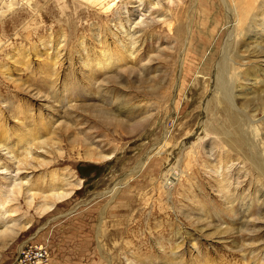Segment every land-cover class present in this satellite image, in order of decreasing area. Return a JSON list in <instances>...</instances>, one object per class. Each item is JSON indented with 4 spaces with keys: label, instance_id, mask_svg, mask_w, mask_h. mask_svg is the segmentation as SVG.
I'll return each instance as SVG.
<instances>
[{
    "label": "rangeland",
    "instance_id": "obj_1",
    "mask_svg": "<svg viewBox=\"0 0 264 264\" xmlns=\"http://www.w3.org/2000/svg\"><path fill=\"white\" fill-rule=\"evenodd\" d=\"M11 1L20 2L0 0V9ZM46 1L28 0L0 22V188L10 197L0 195V264L30 247L45 264H264V56L251 32L264 0H228L244 33L226 82L235 108L213 89L228 37L221 0H207L200 20L192 2L195 39L177 95L171 74L164 78L176 42L147 34L166 19L162 5L178 0ZM44 7L51 16L42 24ZM106 54L111 67L92 73ZM236 116L242 150L198 138L205 125L236 139L228 125ZM167 129L173 145L154 151ZM31 135L44 148L15 176L6 169L27 153L15 145ZM55 175L72 195L44 212L48 193L38 189ZM4 177L22 180L21 193Z\"/></svg>",
    "mask_w": 264,
    "mask_h": 264
},
{
    "label": "bare ground",
    "instance_id": "obj_2",
    "mask_svg": "<svg viewBox=\"0 0 264 264\" xmlns=\"http://www.w3.org/2000/svg\"><path fill=\"white\" fill-rule=\"evenodd\" d=\"M39 1H44L45 4L47 3L46 0H39ZM221 1L226 5V8H228L227 9L228 18L226 19L227 21L224 22V27H223L224 31H227L228 37L225 40L220 60L218 61V64L215 67V72L213 73V76L215 77V80L213 83V89L215 91L221 92V94L224 96V101H226L228 104H230L231 107L235 108V105L233 104L234 94L227 87L226 82H232L233 79H235L234 72L236 71V65H237L236 61H237V59H239V54H238L239 36L243 35L244 33L239 28L238 21H233L235 19V17H232V15L231 16L229 15V13H231V11L229 10L228 0H221ZM31 2L32 3L29 6V9H34V7L32 6L33 3H36L38 5V7H40V3L33 2V1H31ZM192 2L197 3V5H196L197 13H198V7L200 6V8H201V10H200L201 14H200L199 20L202 19V16L206 17V13H208V11H209L207 8V5H208L207 0H193V1L192 0H178V3L174 6L162 5V10H165V13L167 15L166 19L160 24L156 23L155 26L150 30L152 32L147 30L149 32L147 34V36L150 34V37L154 38L155 33H157L158 38L162 41H164V37L162 36V35H164L167 37V39H169V40L174 39L176 42V46L174 48L175 53L173 55H170V56L168 55L169 57L165 60L166 63H164L165 67H166V72H165L164 78H167L168 75L171 74L172 85H173V88H175L176 95L179 93L180 86L182 84L183 77H184L186 61H187V58L189 57V53L192 49L194 39H195L194 38L195 37V33H194L195 32L194 31L195 25H194V23L192 24L190 17L187 15L189 13L190 9H192ZM24 4H28V0H20V2H18V3L11 1L4 8L2 7L0 9V22H2L3 20H5L8 17L16 15L17 12L19 13V11L25 6ZM46 7H44L42 11L41 10L39 11L40 12L39 15L41 14L40 16L42 19V22H41L42 24L46 23V22H44L45 21L44 19L47 16H51L50 13L48 14L47 11L46 12L44 11L46 9ZM89 9L94 10L95 8L90 7ZM43 11H44V13H43ZM46 13H47V15H46ZM36 15L38 16V11L36 12ZM263 16H264V13H263ZM205 23H206L205 20H202L201 25H205ZM15 26H17V25H15ZM16 28L14 30H16ZM251 32L254 35L256 34V36H257V40H254L257 44L256 50L259 51L260 56L263 57L264 56V46H261V43H262V41H264V39H263L264 38V21L263 22L259 21V24L256 26L252 25L251 26ZM249 52H251V50H249ZM215 54H216V52H215ZM114 57H115L114 54H106L103 59H101V60L98 59V61L95 65H94V62H92L91 63V68H92L91 72L94 73V71H97L96 67L97 68L100 67V69H109L112 65V61H113ZM169 59H171V61H169ZM142 60H143V55L138 56V58L135 59V63H140ZM150 69H151V67L147 68L148 71ZM176 95H175V97H176ZM211 102H212V99H211V96H209L207 101H206L205 110H207V108H208V106H210L209 104ZM221 102H220V104H222ZM241 119H240V116H236V117H234V119H231V121L228 123V125H231L233 131L236 133V137H235L236 139H232V138H229L227 136L222 135L219 129L215 128L214 131H212L205 125L201 128L202 133L200 132L198 138L203 137L204 132H205L204 139H207V137L209 135H212L216 143H219V144L221 143L225 146H228L232 150H242L240 137L241 136L243 137L245 135L244 134L245 132L243 130V123H242ZM186 132H187V130H186ZM184 133L185 132H181L178 136L181 137ZM51 134L53 136V135H55V132L53 131V132H51ZM170 136H171V131L168 129L165 130L163 140H161V143L159 145L155 146L153 150L154 151L155 150H164V149L168 150L170 148V146L173 145V142L175 140L174 137L171 139ZM29 137L30 138L21 139L17 143V145H15V147L18 148V150H19V148H23V146L25 147V145H26L27 148L25 149V151L27 153L25 152L26 155L22 159H17L18 156L15 155V153L12 151L11 148H9L10 149L9 153L14 154V159H15V161L17 159V161L15 164H10V166H8V169H6V170L11 171L13 173L15 172V176H20L21 172L27 169L26 166H28L31 163V159L33 160V157L31 155H29L32 153L31 151L33 148L36 149L37 152L39 151L38 149L44 148L43 145L45 142L36 144L33 142L34 140H32L33 136L31 135ZM49 138H50V140H52L51 139L52 137H49ZM66 159L69 162L64 161ZM110 159H111V157L109 156L108 160H110ZM148 159L149 158H145L140 162V164H139L140 168H143L146 165V163H147L146 161H148ZM62 161H64V163H71L70 158H66V157H63ZM62 161L59 160L57 163V166L62 165L63 164ZM251 161H252V163L256 162V156L254 154H252V160ZM49 165H51V163H49L48 166ZM257 169L263 173L264 171H262V169H264V164L262 165V163L261 164L259 163ZM133 173H135V172L132 171V173L131 172L128 173V175L126 176L128 178H124L123 181L129 179L130 178L129 176L133 175ZM3 179H4V181L8 187L12 186L11 184H9L11 177H4ZM20 181L21 182H19L18 184H15L12 186L13 187L12 190L15 192H18V194H20L22 189H23V181L22 180H20ZM121 181L122 180H119V182L116 183L115 186L107 193H110V194L114 193V191H116L121 185H123L124 182L121 183ZM66 185L67 184H65V181L63 179H60L58 177V175H55L50 179L49 184L42 186L40 189H38V191L48 193V195L45 196L46 200L48 201V203H47L48 205H46V207L44 208V212L50 211L51 208L55 205V202H64L65 199L67 200L71 197L72 192L70 190H68V188L64 189L66 187ZM58 187L62 188L63 191L53 193V191L56 190V188H58ZM0 195H1V197L6 198V199L10 198L8 192L3 191L1 188H0ZM0 218H1V216H0Z\"/></svg>",
    "mask_w": 264,
    "mask_h": 264
},
{
    "label": "built area",
    "instance_id": "obj_3",
    "mask_svg": "<svg viewBox=\"0 0 264 264\" xmlns=\"http://www.w3.org/2000/svg\"><path fill=\"white\" fill-rule=\"evenodd\" d=\"M45 259L46 255L42 250L30 247L21 250L14 264H45Z\"/></svg>",
    "mask_w": 264,
    "mask_h": 264
}]
</instances>
